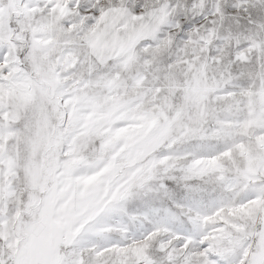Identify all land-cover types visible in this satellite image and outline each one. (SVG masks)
<instances>
[{"label":"snow or ice","instance_id":"6c2138e0","mask_svg":"<svg viewBox=\"0 0 264 264\" xmlns=\"http://www.w3.org/2000/svg\"><path fill=\"white\" fill-rule=\"evenodd\" d=\"M0 264H264V0H0Z\"/></svg>","mask_w":264,"mask_h":264}]
</instances>
